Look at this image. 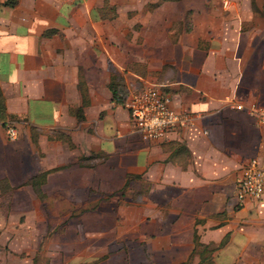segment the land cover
I'll return each instance as SVG.
<instances>
[{
	"label": "crops",
	"instance_id": "0c3cea01",
	"mask_svg": "<svg viewBox=\"0 0 264 264\" xmlns=\"http://www.w3.org/2000/svg\"><path fill=\"white\" fill-rule=\"evenodd\" d=\"M5 1L0 89L18 136L0 120V197L12 210L30 226L68 219L77 248L126 244L141 264H182L194 234L216 264H264V194L236 197L248 160L264 163V125L233 106L264 105V0ZM114 73L128 91L160 84L194 123L142 140ZM42 171L44 205L27 182Z\"/></svg>",
	"mask_w": 264,
	"mask_h": 264
},
{
	"label": "rangeland",
	"instance_id": "374dc122",
	"mask_svg": "<svg viewBox=\"0 0 264 264\" xmlns=\"http://www.w3.org/2000/svg\"><path fill=\"white\" fill-rule=\"evenodd\" d=\"M218 1L222 2V0ZM188 19L189 14L186 15L184 22H181V28L187 26ZM137 190L139 191L140 187ZM0 198H2V201L0 200V264H141L144 262L140 250H130L126 244L121 246L122 244L117 242L112 243V248L102 250L77 248L76 243L72 241L81 235L71 228L66 233L63 224L68 219L43 218L40 226H30L26 224L28 219L24 211L18 209L14 212L11 208L12 204L15 205L14 202L10 199L7 201V197ZM39 199L43 204L45 197ZM49 213L46 211V214ZM46 221L47 225H45ZM28 229H32L34 233H29ZM62 229L65 230L63 233ZM194 255L198 254L194 253L185 264H198L199 259L194 260Z\"/></svg>",
	"mask_w": 264,
	"mask_h": 264
},
{
	"label": "built area",
	"instance_id": "2783aa9c",
	"mask_svg": "<svg viewBox=\"0 0 264 264\" xmlns=\"http://www.w3.org/2000/svg\"><path fill=\"white\" fill-rule=\"evenodd\" d=\"M133 122V132L142 140H160L175 127L194 123L191 111H178L171 104V95L158 83L129 91L123 102ZM236 109L251 115L258 125H264V105L256 102L244 104L233 102ZM9 139H16L18 130L14 119L3 122ZM264 194V163L251 157L243 167L237 183L236 197L239 201L247 197L261 198Z\"/></svg>",
	"mask_w": 264,
	"mask_h": 264
},
{
	"label": "trees",
	"instance_id": "16d2710c",
	"mask_svg": "<svg viewBox=\"0 0 264 264\" xmlns=\"http://www.w3.org/2000/svg\"><path fill=\"white\" fill-rule=\"evenodd\" d=\"M6 3L9 2V0L5 1ZM108 86L110 90L113 93L114 98L123 104L125 98L127 97L129 91L125 86V83L122 80L121 75L114 73L112 74L110 81L108 83ZM5 104H4V98L0 89V120L2 122L5 121ZM45 178V171H42L38 174L33 175L27 182L30 183L33 186L34 191L37 193L39 198H44V194L41 190V183L44 181ZM129 180V179H128ZM127 185V183H126ZM1 192L10 189L11 187L5 182L2 181L1 185ZM213 250L210 248L207 244L202 243L198 240L197 235L194 234V248L190 253V257L194 254H198V264H216L213 259ZM185 264V261L182 263Z\"/></svg>",
	"mask_w": 264,
	"mask_h": 264
}]
</instances>
